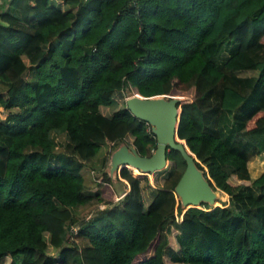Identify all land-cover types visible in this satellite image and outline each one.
<instances>
[{
    "label": "trees",
    "instance_id": "16d2710c",
    "mask_svg": "<svg viewBox=\"0 0 264 264\" xmlns=\"http://www.w3.org/2000/svg\"><path fill=\"white\" fill-rule=\"evenodd\" d=\"M128 85L192 90L178 136L228 202L185 209L175 149L150 172L163 177L147 205L126 166L117 201L106 172L87 185L83 168L104 142L156 147L125 96L118 105ZM0 107V264H264V169L249 168L264 153V0L0 3ZM93 200L106 206L76 216Z\"/></svg>",
    "mask_w": 264,
    "mask_h": 264
},
{
    "label": "water",
    "instance_id": "95a60500",
    "mask_svg": "<svg viewBox=\"0 0 264 264\" xmlns=\"http://www.w3.org/2000/svg\"><path fill=\"white\" fill-rule=\"evenodd\" d=\"M126 102L136 117L150 124L157 142L150 155L140 154L131 143L120 144L110 157L111 179L114 180L116 178L114 174L122 167H128V164L142 173L161 169L167 163L169 150L175 149L181 152L186 161V167L175 186L182 206L187 209L190 206H200L203 202L211 206L218 205L216 204L218 192L206 177L205 171L197 165V157L188 147L186 139L178 136L183 101L177 96L165 94L144 96L137 91L127 96Z\"/></svg>",
    "mask_w": 264,
    "mask_h": 264
},
{
    "label": "rangeland",
    "instance_id": "374dc122",
    "mask_svg": "<svg viewBox=\"0 0 264 264\" xmlns=\"http://www.w3.org/2000/svg\"><path fill=\"white\" fill-rule=\"evenodd\" d=\"M233 47H234L233 42H228V43L223 44V46L219 52V55H218L221 61H223L227 57V55L230 54ZM251 73H253V72L252 71H245L244 72V74H251ZM136 92H137V89L135 86H132V85L126 86L121 91V93L117 94V96H116V99L118 100V105L119 106L122 105L123 96L127 97V96H130ZM174 96L179 97L183 102L189 101V100H192V90H189L185 94L180 93V94H176ZM102 110L105 113H111L113 111V107H111V108L104 107ZM238 112H240V111H238ZM6 114H7V111L0 107V118H4L6 116ZM65 140H66L65 135H61L59 138V141L64 142ZM123 142L124 141L120 142L118 145H115V143H113L111 141L104 142L101 145L97 154L94 157H92L91 159L87 160L85 167L83 168V173L85 175L87 185L92 186V187L95 186V181L100 176L104 177L105 172L111 178V175L109 172L110 157H111L112 152L117 147H119L120 144H122ZM128 168L136 171L133 167H130L129 165H128ZM249 168H250V172H251L252 176H256V174H254V173H257V172L259 173L261 170H263L264 169V153L259 155L258 157L253 158L249 163ZM136 172L140 173L142 176L141 185H142L143 199H144L145 204L147 205L151 201V199L154 195L155 189L161 185L163 173L162 172L142 173L140 171L139 172L136 171ZM114 176H116V178H118L119 172H116L114 174ZM116 178L113 180L112 186L115 188V191H117V194H118L119 191L123 190V187H122V183ZM215 190L219 194V197L217 198L216 204L220 205L224 202H228V200H229L228 194H226L225 192H223L219 188H215ZM221 195H223L224 197L221 198L222 197ZM113 198H115V194L113 195ZM177 198L179 199V195H177ZM113 200L117 201L116 199H113ZM98 203L99 202H97L96 200L91 201L86 206L75 207L74 212H75L76 216H78V217H81V218L82 217H88L92 213H94L98 208H100V205Z\"/></svg>",
    "mask_w": 264,
    "mask_h": 264
},
{
    "label": "crops",
    "instance_id": "0c3cea01",
    "mask_svg": "<svg viewBox=\"0 0 264 264\" xmlns=\"http://www.w3.org/2000/svg\"><path fill=\"white\" fill-rule=\"evenodd\" d=\"M9 1L10 0H2L0 3H4L5 4V6L7 7L8 5H9ZM118 179V178H117ZM113 181V180H112ZM120 182L122 183V187H123V190H121V191H119V195H123L128 189H129V183H128V181L126 180V179H124V178H122V177H120ZM117 194V191L115 192V195H118ZM93 201H95V200H93ZM99 205H100V207H102V206H106V204L105 203H98ZM87 204H85V205H82V206H86Z\"/></svg>",
    "mask_w": 264,
    "mask_h": 264
},
{
    "label": "built area",
    "instance_id": "2783aa9c",
    "mask_svg": "<svg viewBox=\"0 0 264 264\" xmlns=\"http://www.w3.org/2000/svg\"><path fill=\"white\" fill-rule=\"evenodd\" d=\"M1 1H2V0H0V2H1ZM97 180H99V181H103V176H100ZM121 196H122V195H115V198H114V199L118 200ZM102 207H105V206H102ZM73 230H74V231H77V226H73Z\"/></svg>",
    "mask_w": 264,
    "mask_h": 264
},
{
    "label": "bare ground",
    "instance_id": "6f19581e",
    "mask_svg": "<svg viewBox=\"0 0 264 264\" xmlns=\"http://www.w3.org/2000/svg\"><path fill=\"white\" fill-rule=\"evenodd\" d=\"M130 167H133L132 165L128 164ZM134 169H136V171H139V169L137 170V168L133 167Z\"/></svg>",
    "mask_w": 264,
    "mask_h": 264
}]
</instances>
